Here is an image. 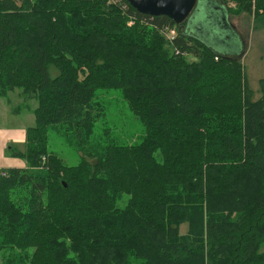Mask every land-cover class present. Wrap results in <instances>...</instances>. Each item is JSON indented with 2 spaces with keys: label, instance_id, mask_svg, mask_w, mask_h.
Masks as SVG:
<instances>
[{
  "label": "trees",
  "instance_id": "1",
  "mask_svg": "<svg viewBox=\"0 0 264 264\" xmlns=\"http://www.w3.org/2000/svg\"><path fill=\"white\" fill-rule=\"evenodd\" d=\"M231 1L264 26V0ZM99 89L140 143L95 147ZM15 91L37 104L26 166L0 169V264H264V78L240 56L126 0H0V101ZM59 129L76 165L48 149Z\"/></svg>",
  "mask_w": 264,
  "mask_h": 264
},
{
  "label": "rangeland",
  "instance_id": "2",
  "mask_svg": "<svg viewBox=\"0 0 264 264\" xmlns=\"http://www.w3.org/2000/svg\"><path fill=\"white\" fill-rule=\"evenodd\" d=\"M227 5L236 9L238 5L231 0H198L197 6L189 16L202 21V29L192 32L202 38L208 45L220 54L241 57L244 75L249 87L257 90L258 81L264 78V26L255 23L254 15L240 13L231 15L226 8L223 13L215 6ZM240 10L243 11L240 7ZM189 22V21H188ZM191 59V57H189ZM255 95H259L256 91ZM19 98V99H18ZM95 101L102 102L105 114L96 121L92 142L95 147L107 143L137 144L145 135L143 124L128 109L126 102L118 90L99 89ZM34 99L20 96L18 91L12 92L0 101V136L12 128H26L33 125L32 110L36 106ZM107 130V134L104 132ZM24 144L8 143L7 153L23 151ZM48 149L58 154L67 165H76L81 159V153L75 147V141L70 134L65 135L62 129L49 130ZM160 159L159 152L157 153ZM128 199L124 194L117 201L122 208ZM186 224H182L180 232L185 233Z\"/></svg>",
  "mask_w": 264,
  "mask_h": 264
},
{
  "label": "water",
  "instance_id": "3",
  "mask_svg": "<svg viewBox=\"0 0 264 264\" xmlns=\"http://www.w3.org/2000/svg\"><path fill=\"white\" fill-rule=\"evenodd\" d=\"M136 11L151 15L159 16L165 15L172 19L176 24H181L187 21V27L190 32L202 29V21L200 19L192 18L188 20L191 13L197 6L198 0H126ZM205 1V0H202ZM223 13L224 7L221 5L215 6ZM189 21V22H188Z\"/></svg>",
  "mask_w": 264,
  "mask_h": 264
},
{
  "label": "crops",
  "instance_id": "4",
  "mask_svg": "<svg viewBox=\"0 0 264 264\" xmlns=\"http://www.w3.org/2000/svg\"><path fill=\"white\" fill-rule=\"evenodd\" d=\"M26 128H12L0 136V169L10 167L22 168L26 166L23 158L7 153L8 143L24 144Z\"/></svg>",
  "mask_w": 264,
  "mask_h": 264
},
{
  "label": "built area",
  "instance_id": "5",
  "mask_svg": "<svg viewBox=\"0 0 264 264\" xmlns=\"http://www.w3.org/2000/svg\"><path fill=\"white\" fill-rule=\"evenodd\" d=\"M131 22H129V24H130ZM175 35V32L174 31H170L169 32V34H168V37L169 38H171V37H173ZM2 173V175H4L5 174V172H1Z\"/></svg>",
  "mask_w": 264,
  "mask_h": 264
}]
</instances>
